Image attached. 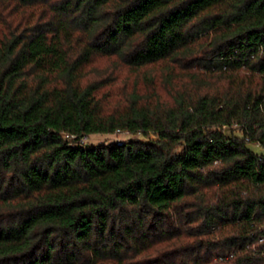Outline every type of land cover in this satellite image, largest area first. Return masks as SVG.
Masks as SVG:
<instances>
[{
  "label": "trees",
  "instance_id": "16d2710c",
  "mask_svg": "<svg viewBox=\"0 0 264 264\" xmlns=\"http://www.w3.org/2000/svg\"><path fill=\"white\" fill-rule=\"evenodd\" d=\"M0 264H264V0H0Z\"/></svg>",
  "mask_w": 264,
  "mask_h": 264
},
{
  "label": "rangeland",
  "instance_id": "374dc122",
  "mask_svg": "<svg viewBox=\"0 0 264 264\" xmlns=\"http://www.w3.org/2000/svg\"><path fill=\"white\" fill-rule=\"evenodd\" d=\"M100 70H107L108 73L111 72L113 70V68L110 67V63H106V62H101L99 65ZM115 76L117 78L116 80V84L114 85V83L112 84V86L110 87L112 90L114 88H122L124 85L127 88H130L132 86L133 83V77L129 76V73L125 70V69H119L115 71ZM138 135H131L128 134L127 132H119L116 133L112 136H107V135H91L90 137H88L85 142V146H97V145H107L110 143H113L114 140H121L124 142H127L129 140H135L138 139ZM149 139H153V136H149ZM252 149L256 152V153H261L262 150L259 147H252Z\"/></svg>",
  "mask_w": 264,
  "mask_h": 264
},
{
  "label": "built area",
  "instance_id": "2783aa9c",
  "mask_svg": "<svg viewBox=\"0 0 264 264\" xmlns=\"http://www.w3.org/2000/svg\"><path fill=\"white\" fill-rule=\"evenodd\" d=\"M117 133H119V131H117ZM85 140H86V138H83V139L81 140V142L84 143ZM116 143H117L118 145H122V144L124 143V141L116 140Z\"/></svg>",
  "mask_w": 264,
  "mask_h": 264
}]
</instances>
